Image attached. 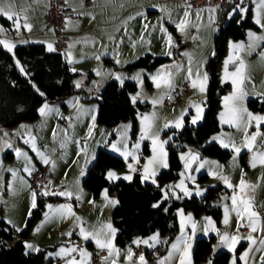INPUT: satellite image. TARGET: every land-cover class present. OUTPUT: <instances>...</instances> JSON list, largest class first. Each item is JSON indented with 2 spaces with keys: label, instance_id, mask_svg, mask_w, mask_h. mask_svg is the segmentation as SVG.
<instances>
[{
  "label": "rangeland",
  "instance_id": "rangeland-1",
  "mask_svg": "<svg viewBox=\"0 0 264 264\" xmlns=\"http://www.w3.org/2000/svg\"><path fill=\"white\" fill-rule=\"evenodd\" d=\"M11 2L14 4L15 10L17 12H20L21 10H26L25 14L27 17L31 15V13L33 16L40 15L42 11L41 9L43 7L42 6L43 0H11ZM156 3H160V2H156ZM234 8L235 6L228 12L225 18L222 17L220 19H219V13L217 9H215V11H210L211 15L209 16L202 17V15L199 14V18H197V13H194L195 11H192V13H189V17H188L190 24L186 28L185 32L183 33L176 29L175 23L179 22V20L184 18V10L187 9V4L186 5H169L166 8L167 12L162 11V10H154L153 8V9H150L152 13L147 14L146 12V16L144 17L140 16L138 12H133L129 14L128 16H125V18L118 20V26H117L118 34H117L116 40H114L112 43L105 42L103 45L98 46L96 50H93L91 52L90 51L88 52L86 50H77L78 48L71 49L68 47L66 49L65 54L67 58L70 53L71 58L73 59V61H75L74 63L69 64L70 65L69 68L73 74H76V78L74 81V85L76 87V93L79 90L81 92H84V91L92 92L93 95L90 98L91 99L90 102L97 104L99 96L95 95L94 93L98 89L101 90L108 81L116 80L119 83H123L125 81H131L136 85V91L130 96L132 105L145 106V108L143 109L137 108L134 132H133V124L131 121L120 123L111 128L101 127V132H102L101 134H102L103 141H104L103 146H102L104 147L103 149H105L107 152L114 155L115 157H118L124 162V167L122 169H119V170L110 169L114 171L117 174V176L121 177V179L109 181L106 178V173H105V179L109 183H117L118 181L129 182V180H125L122 178L124 175H129V174L132 176V178L134 174H139L141 177V171H142L143 165L146 163L147 159L152 156L151 141L149 139L140 140L141 127H142L141 125L142 116L151 115L155 113L156 118H155L154 125H153V131L159 132L160 139L167 141V143L164 145V148L167 154H168V147H171V148L178 147L179 144L175 141V136L177 135L178 132H180L185 127L195 128L202 123L204 119L205 110H206L205 100H206V95H207L208 81H207L206 91L204 93L199 92L198 89H193L190 86V80L187 78L188 69L189 67H191L193 70V73H195L196 69L202 64L203 67L200 68L201 75L203 73H207V68H206L207 62L210 58L214 56V46H213V42H211V39H209L208 27L211 23H214L215 32L213 35L215 36L216 34L219 33V30H220L217 24L218 23L220 25L222 24L223 27H225L228 21L235 16L236 12H239L238 22L243 21L246 18L248 7H244L245 11L243 13H241L239 10L233 12ZM257 11L258 10H256L254 13L253 12L251 13V21L253 22V24L255 23ZM259 11H260L262 20H264V11H261V10ZM229 13H232L231 17L229 16ZM169 14H170V18H169ZM129 17H135V19L129 20L128 19ZM1 18L6 20L9 23L11 28L13 27L14 29L15 27L12 21L7 20L4 16L0 15V27L6 30L5 33L0 34V39H3V38L7 39L9 38V34L7 33L8 32L7 30L9 29H6V27H4L3 23L1 22ZM21 19H22L21 21H23L22 17ZM125 21H127L126 24L124 23ZM145 24L148 25L147 29L144 28ZM255 25L257 26L258 24L255 23ZM161 27H163L165 31L162 32ZM171 27L174 29L173 31L170 30ZM258 27H259V31L253 30L252 32H255L258 35L264 34V29H261L260 25H258ZM19 34L22 35L21 29L19 31ZM168 35L172 37L171 46H169L166 42ZM45 38L46 37L37 38V39L31 38L30 43L42 44V45H45L48 49V45L45 41ZM231 42L235 43L234 41H231ZM247 42H248V36H247ZM181 47H183V50L180 49ZM168 52H170L171 55H167L166 53ZM231 52L232 51L230 50L229 45H228L225 56L220 61V63H218L217 65L218 66L217 71H218V74L220 75V76L218 75V77L220 80L224 74L225 61L228 60ZM261 52H264V42H261L260 46H258L255 49V51H251V52L245 51V54L247 56L246 62H245V64L247 65V74L249 75L250 72H257V74L260 76L257 79L256 77L252 75L251 78L253 79H251V81L253 82L250 85H253L254 83H257V84L264 83V71H263L264 61L261 60V55H260ZM99 53L101 54L99 55ZM97 55L100 56L99 60L94 58ZM145 55H150L155 58H163V59L166 58L169 60L166 61L164 64L154 69H150V70H146L142 68H135V69H130V70L126 69V66L128 64L130 65L136 62L138 59H140L141 57H144ZM117 59L120 60L119 64L116 63ZM162 66H169L167 70L172 73L171 87L162 86L160 89H157L154 83L152 82L151 77L155 75L157 73V70L161 69ZM18 68L19 69L21 68L20 65L18 66ZM72 69H75V71H73ZM97 71H99L100 73L99 75L97 74ZM114 74L120 75L123 78L122 81L117 80ZM137 74H139L138 79H134L133 77H136ZM193 78H195V75L193 76ZM77 81L80 82L79 87L76 86ZM223 83L225 82H222L221 80V85ZM226 83H229V82H226ZM184 84H187L189 86V92L185 94L181 100L174 101L172 102V104H169L166 106L165 101L168 98H171L172 100H174L172 96L174 89ZM228 94H226L225 96H228ZM74 96H76L75 93L74 95L72 94L71 96H69L67 99L74 98ZM133 96L138 97L135 104L132 102ZM223 98L220 104V108L215 115V118L219 126V130L215 132L214 134L210 135V137L205 142V146L215 142V141H212V137L214 136H221L225 140H231L235 143L237 142V139H240L241 140L240 142H242L244 139L245 134L241 132L242 129H238L236 127L233 129V126H230L227 123L220 122V113L224 111ZM154 99L158 101L155 104L152 103ZM43 104L41 106H43ZM193 104H200L201 107L203 108L202 119H200L195 125L191 123L192 117L195 116L196 114V109L192 107ZM177 119H181L182 127L176 128L173 125H170L168 128H164L165 123L170 122V121L175 122ZM37 122L38 120H36L35 122L21 123V125L19 124L13 127V128H16L15 130H17L15 134L16 147L14 148V150H9L13 154V160L9 162L7 161V159H3V156L0 159L1 160L0 161V171L2 174H4V176L6 175L8 177L7 180H5L4 178L0 179V186L2 187L0 189L1 191L0 192V203L8 199H11L13 197H16L21 191L25 189V186L23 185L22 181H23V176L27 172L25 171L26 166L29 167L31 171L32 170L36 171L41 166H46V165L49 166V163L45 164L43 162V159L41 158L40 155H38V152L42 153L50 161L51 152L48 150V148H46V146H42V145H45L44 143L47 142L48 139L46 136L48 134L50 135L51 129L49 126L46 125L45 123L46 121H44L42 127L38 128V130L35 131ZM248 132H249V129H248ZM169 137H171V139H169ZM32 138H34V143H35V146L38 152L33 151L31 147ZM25 140H29L30 142L26 144ZM42 141H43V144L41 143ZM136 143H139L140 145L139 149L136 150V155L139 158V165H134V166L140 170L130 173L128 169V163H133V161L131 157H129L128 161L125 162V159L121 155V152L124 150L125 145H127V149L129 151H132L133 145H135ZM113 144L117 146L118 150H115V151L113 150L112 148ZM17 148H19L22 152L26 153L27 158L23 156L20 158H17L15 154V149ZM221 148L225 149L223 147ZM189 149H192L193 151L197 152L199 156L202 158V160L215 161L216 165H220L223 167L221 169L220 167H216L213 165H205L204 168H201L200 171L197 172L194 169L198 167V165L193 164L192 166L193 170L189 174L193 175L195 177V180L186 181V184L189 187V189L193 192V195L190 197H184L183 193L177 189L176 194L179 195L181 198L177 199L174 196L170 195L169 199H167L169 202L179 201L185 198L189 199L191 197L202 198L205 195V191L207 188L215 187V185H218L217 183L221 181L224 183L222 179H219L216 176L209 175L208 174L209 170H213L217 174H222L224 176H227L232 185L239 184L241 180V170H243L244 180L250 184L257 185L256 187L257 192H259L261 189V192L264 193V172H261L262 174H260V169L263 170L264 166L260 165L258 168H251L249 165L245 166L239 161V156H237L235 153L233 154V152L230 155V157L226 159L225 161H218L216 159L203 156L201 154V148L187 147L185 151H181L178 154L179 161L181 162V165H182V169L180 173L184 171V166H183V162L180 160V155L181 153H187ZM227 150L232 151L231 148H228ZM234 155H236L235 160H233ZM167 159H168V156H167ZM72 160L73 159H71V157L67 156V158L63 159L59 164L58 163L57 165L55 164L56 165L55 172L52 170L50 171L51 174L55 173V177L53 178V183L57 184L60 182H64L65 180H67L73 175L77 164L74 160L73 161ZM8 169L15 170L17 172V176L13 177L12 173L10 171H7ZM167 169L168 168L160 169L158 172V175L161 172L166 171ZM49 170H50V167H49ZM108 171L109 170H107L106 172ZM180 173H179V177L171 184H175L179 182ZM30 175L31 174H29L27 178L28 184H29ZM6 182H7V192L5 193L4 184ZM10 182H11V187H9ZM143 184L156 185V184H153L150 180L143 182ZM197 187H199L202 193L201 195L195 194V190ZM225 188L228 191H233L232 188H229L227 186H225ZM104 190L105 189H103V191ZM28 192L30 193L17 196L16 198L12 199L10 202H7V205L5 206L6 215H8L10 219L15 221V223L19 221L25 224L24 229L27 228L28 220L32 217V212H33V208H30L31 203H32V192H33V190L30 189V185H28ZM37 195H39V193H37ZM225 196L227 197L228 195H226V191H223V194L220 196V199L216 201L217 206L226 205L224 201ZM44 197H47V196H44ZM108 199L116 201V198L113 196L108 195ZM162 201H166V200L162 199ZM30 209H31V215H29ZM180 210H183V209L179 208L175 212L176 222L178 225L177 237L181 236V226H180L181 218L178 215V212ZM184 215L185 216L191 215L193 221H195L197 225L195 232H193L190 224H186L185 229H184L186 236L192 237V236H195L196 234L201 235V233L206 235L204 232V228L207 223L205 220L206 217L210 218L213 221L217 229L216 222L209 216L203 215V216L195 217L191 213H186V212H184ZM233 216H234V213L230 210L229 217H228V224L224 223L226 228L228 227L227 228L228 230L231 228ZM1 220H4V219L2 218ZM31 232L33 235L35 234V231H33V229ZM237 232L240 233L239 230L236 231V233ZM19 233L17 235H19ZM209 233L210 231L206 235L207 239L211 235H213L212 233L210 234ZM156 234L158 233H153L150 236L139 238V239L146 240L149 237L156 235ZM162 242L163 244H167V239L162 240ZM173 243L174 242L172 241L170 245ZM214 245L220 246L219 241H217ZM84 248L87 249L86 246H84ZM191 253H192V250L190 249V256H191ZM213 253L214 251L212 252L210 257H213ZM50 254L51 253L46 252V255L47 256L49 255L47 258V261L50 260ZM68 258L69 257L67 258L65 257V259H68ZM76 259L78 260L80 259L79 254H78V257H76ZM208 260L209 259H207L205 262L200 263V264H208ZM232 262L233 260H231V264Z\"/></svg>",
  "mask_w": 264,
  "mask_h": 264
},
{
  "label": "trees",
  "instance_id": "trees-1",
  "mask_svg": "<svg viewBox=\"0 0 264 264\" xmlns=\"http://www.w3.org/2000/svg\"><path fill=\"white\" fill-rule=\"evenodd\" d=\"M1 22L4 27L10 28L3 18ZM252 27L249 15L240 22L234 17L214 38V56L206 65L208 87L204 119L197 127H185L177 133L175 141L179 145L177 148L168 147L169 166L157 176L156 185L143 184L139 174H134L129 182L109 183L105 179L106 171L122 169L124 162L103 148L97 151L95 161L87 171L82 186L93 196H98L103 189H107L108 195L116 198L118 203L111 213V223L117 231L115 243L118 247H124L135 239L153 233L164 236L168 245L178 234L175 212L179 208L195 217L209 216L217 226L219 225L221 210L216 201L223 194L221 186L207 188L202 198L191 197L171 202L162 201L163 192L160 189L179 177L182 165L178 154L187 147L201 148L203 156L218 161H225L230 157L229 151L215 143L205 146L210 135L219 130L215 115L220 108L222 97L230 92L228 84L219 83L216 68L224 55L226 41L243 39L246 31ZM168 60L145 55L127 65L126 69L150 70ZM17 61L24 72L18 68ZM75 78L76 74L70 71L62 56L48 51L42 44H18L12 52L0 45V127L10 129L21 123L35 122L39 118V108L43 103H62L76 93ZM135 91L136 85L131 81H108L99 94L97 124L103 128H111L131 121L134 132L137 108H145L142 105H132L130 96ZM247 108L252 112L264 114V102L260 99H250ZM44 201L41 198L38 200L27 228L19 233L17 241L12 228L0 220V264H52V260L47 261L46 251L27 254L22 243L30 228L41 218ZM157 203H160V206L153 207ZM215 240V236L196 240L192 253L194 263H202L210 257ZM229 258V253L219 251L212 257L213 264H228Z\"/></svg>",
  "mask_w": 264,
  "mask_h": 264
},
{
  "label": "crops",
  "instance_id": "crops-1",
  "mask_svg": "<svg viewBox=\"0 0 264 264\" xmlns=\"http://www.w3.org/2000/svg\"><path fill=\"white\" fill-rule=\"evenodd\" d=\"M87 2L88 4H86ZM159 2L160 3H156L154 0H67L66 2L65 0V7L67 9H70L71 11L75 10L73 11V15H74L73 18L69 19L71 23H69L66 27V22H65L64 29H63L64 36H66L69 39L67 48L71 44L73 45L71 49L78 48L77 50H86L88 52L89 51L91 52L93 50H96L98 46L103 45L105 42L112 43L114 40H116V37L118 34V31H117L118 30V27H117L118 20L125 18V16H128L129 14L133 12H138L139 14L143 13V15H140V16L144 17L146 16V12L147 14H151L152 11L150 9H153V8L154 10H161L162 8L166 9L169 5H186L187 4V3H175L171 1H159ZM48 3H49V0H43V5H42L43 7L41 9L42 11L40 15L33 16L31 13V15L28 16V23H30L32 26L30 31L21 27L22 35H20L19 33L16 32V30H14L15 28L14 29L13 27L6 28V29H9L7 30L8 31L7 33L9 34V38H7V40L16 46L18 44L30 43L31 38L37 39V38L46 37L45 41L47 45L51 44L53 46V39H52L51 32L47 31L43 36H38V33L41 32L44 28V16H45V13L48 7ZM153 5H156V7H152ZM233 7L234 6L230 5L224 11H220L217 7H204V8H192L191 7L190 9H186V10H188L189 13H192V11H195L194 13H197V10H200L202 11L200 12V14L202 15V17H204V16L211 15L209 9H217L219 13V19H220L222 17L225 18L228 12ZM256 10L264 11V5H260L259 0H254L252 4L248 6L246 17L247 15H249L250 20H251V13L252 12L254 13ZM234 17H236L238 20L239 12H236ZM21 22H22L21 24H23V21ZM214 26H215L214 23H211L208 27L209 39H211V42L214 41V38L217 35V34L215 36L213 35L215 32ZM217 26H219L220 30L223 27V25L222 24L220 25L219 23L217 24ZM170 30L173 31L174 29L171 27ZM249 30L259 31V27L258 25L256 26L254 23L253 27L246 31L243 39H240L237 41L228 39L226 41L225 52L221 60L225 56V53L227 51V46L229 45V41H234L235 43L244 42L246 44L247 33ZM180 49L183 50V47H181ZM100 54L101 53H99V55ZM245 56H246L245 51H242L240 53V57L246 62L247 56L246 57ZM66 63L68 67H70L68 63V59ZM228 65H229L228 66L229 72L235 70L234 63H229ZM217 70H218V66H217L216 72H217L218 81L221 84V80L218 77L219 74ZM263 71H264V68H263ZM250 73L248 75L249 80L246 81L244 85L245 90L248 93V95L245 97L244 102H243L246 108H247V102L250 99H260L261 101L264 102V97H261L258 95V94L264 93V83L263 84L254 83L253 85H250L253 82L251 81V79H253L251 78L252 75L256 77L257 79L260 77L257 74V72H250ZM224 82L225 83H223L222 85L228 84L230 86V93H231L233 90L231 80H227ZM226 82H229V83H226ZM101 90L98 89L94 94L99 96ZM75 94L76 96H74V98L66 99L62 103L49 104L50 107L54 109V111L49 112L46 116H41L39 113L38 122L35 128V131H37L38 128L42 127L44 121H46L45 122L46 125L49 126L51 129L50 135L48 134L46 136L48 139L47 142L44 143L45 145H42V146H46V148H48V150L51 152L50 154L51 162L49 163L50 171L52 170L55 172V166L57 165V163L59 164L63 159L67 158V156L71 157V159H73L77 164L73 175L67 180H65L64 182H60L57 184L53 183V178L55 177V173L53 174L50 173V178L45 188H47V190L50 192L51 191L59 192L61 190L71 191L73 193V196L71 197V199H69L68 197L58 196V195H53V198L50 195H48L47 197H44L43 195L41 196L37 195L36 204L40 198L42 200H45L44 201V211L42 213L41 218L30 228L27 238L22 240L23 246L25 245V242H27V243L32 244L36 249H39V251H32L24 247L25 253L34 254L40 251H46L47 253H51L50 260H53L54 258H65V257L58 255L57 253H59V250L61 247L67 248V247H72V246H78V247H83V248L84 246H86L87 249L85 248L84 249L88 253H90L91 256L94 251H105L106 256H107V250H100L96 247L93 241L91 240L85 241L80 237L79 226H83L88 231H93L95 229L100 228V226L103 224L111 223V213L113 209L116 207V206L113 207L111 204L109 205V203L101 196V193L103 191L100 192L98 196H93L90 191H88L82 186V181L85 178L87 171L89 170V168L95 161L97 151L99 149L104 148L102 147L104 141H103V137L101 134L102 126L98 125L96 121L98 103L96 104V103L90 102L91 101L90 98L93 95V93L90 91L81 92L79 90ZM252 113L264 115L262 113H257V112H252ZM93 117L95 118L94 120H93ZM234 128L235 127H233V129ZM15 129L16 128L7 129V128L0 127V145H2L3 142H7L12 145L11 148L4 147L3 150L0 151V159L3 156V159H7V161L9 162L13 160V154L9 150H14V148L16 147L15 134L17 130ZM90 129H91V133H90ZM255 131H256L255 126L249 127V133H252ZM263 131H264V128L262 125L260 127V132L264 134ZM241 132L244 133L243 130ZM5 133H7V135H5ZM240 141H241L240 139H237L236 144L238 146L242 143ZM260 142H261V137H258L257 144L259 145ZM41 143L43 144V141ZM214 143L220 147V143L218 141H215ZM224 150H227V149H224ZM229 152L231 155L233 151H229ZM237 156H239V161L243 165L250 166L249 160H250L251 154L250 152H248L247 149L242 148L241 153ZM259 166L260 164H257V166L254 168H258ZM81 170H83L84 172L83 176H81ZM261 172H264V169L263 170L260 169V174H262ZM3 176L4 174H2L0 171V179L1 178L2 179L4 178L5 180L8 179L6 175L4 177ZM28 176H29V172H26L25 175L23 176V185L25 186V189L21 191L17 196L30 193L28 192V185H29L28 179H27ZM217 184L218 185H215V186H221V188L224 191H226V195L228 196L227 197L225 196L224 201L227 207L231 210L230 197L233 195V191H228L225 188L226 185L222 181ZM235 185L237 184H234V186ZM1 188L2 187L0 186V189ZM4 192L5 193L7 192V182L4 184ZM77 194L81 196L80 200L76 199ZM252 196H253L254 208L260 213L261 220H260V223L257 225V230L251 233L252 237L256 240V243L251 245V250H249L250 249L249 241L246 239L250 233V229L248 228V232L245 234H240L239 232L236 233L237 217H236V214L233 212L234 213L233 221L231 223V228L228 230L227 229L228 227L226 228L223 222L224 216H225V206L226 205L219 206L221 210V218H220L219 225L217 226L218 231L220 233L236 234L241 237L239 243H237L235 246L234 252H230L226 246L220 245V251H224L230 254L228 264H231V260H235V264H264V260L261 259V257L264 256V245L260 244V240L264 238V216L261 214V211H264V193L261 192V189L259 192H257L255 189V191L252 193ZM16 197H13L11 199H8L0 203V220L3 218L6 222L4 220L3 221L9 227L12 228V230L16 234L15 240L17 241L19 239V236L17 234L24 230L25 224L19 221L15 223V221L10 219V217L6 215V211H5V206L7 205V202H10L12 199ZM89 201H93L94 203H89ZM66 203L72 205V210L75 213V216L69 215L65 219H60L58 216H52L51 214L49 217L45 216V213L50 211L47 205L51 204L55 208L59 205L66 204ZM30 208L32 207L30 206ZM76 216L81 218V221L83 222L82 225L80 221H76V218H75ZM74 225H79V226H74ZM17 229H20V231H17ZM32 229L33 231H35L34 235L31 232ZM68 232H71L72 235L71 236L64 235V233H68ZM210 233L213 234L211 236L216 237L215 242L219 241V236L217 235V232L210 231ZM116 234H117V231H116ZM158 236H159L160 242L156 243L155 247L162 246L164 250V254L160 258V260H163L165 257H169V253L172 252L171 257L166 261V264H180V251H182L183 245L181 244L180 249L173 250L172 244L171 245L170 243L168 245L163 244L162 240L166 239L164 236H161L160 234ZM186 237H190V236H186ZM115 238H116V235H115ZM199 238L207 239L206 235H204L203 233H201V235L196 234L195 236H192L191 240L189 241L191 244L190 249L192 250V253H193L192 248H194L195 242ZM66 240H70V243H68ZM135 240H138V239H135ZM133 241L131 244L126 245L124 247H118L114 239L115 247L121 250V254L118 257L116 256L113 257L114 259H116L117 264H137V258L139 256L135 257L134 255L132 261H127L125 259V252L129 247H131L134 253V247H136L137 245L134 244ZM173 242L177 243V236L173 239ZM141 245H143L147 249V251L143 252L142 254L145 257V264H148L149 263L148 251L154 247H149L144 244H141ZM245 252L248 253L246 261L240 259L241 255H243ZM192 253L190 256L191 264H196L193 261ZM72 255H74L75 257H78V253H73ZM208 259H212V257H209ZM108 264H110V261L108 262Z\"/></svg>",
  "mask_w": 264,
  "mask_h": 264
},
{
  "label": "snow or ice",
  "instance_id": "snow-or-ice-1",
  "mask_svg": "<svg viewBox=\"0 0 264 264\" xmlns=\"http://www.w3.org/2000/svg\"><path fill=\"white\" fill-rule=\"evenodd\" d=\"M67 2V0H66ZM260 5H264V0H259ZM153 7H156V5H153ZM191 5H187V9H190ZM162 11L167 12V9H161ZM239 10L241 13L245 11L243 7V0H241V3L237 4L235 8L233 9V12ZM75 11V10H73ZM209 11H215V9H209ZM26 10H21L20 12H17L15 10L14 4L11 2V0H0V15L4 16L7 20H10L13 22V25L15 27V30L17 33H19L21 27H23L26 30H31V24L28 23V17L25 14ZM200 10H197V18H199ZM140 15H143V13H140ZM232 13H229V16L231 17ZM21 17L23 18V24H21ZM189 12L188 10H185L184 12V18L179 20V22L175 23V27L180 32H185L186 28L189 26L190 21L188 19ZM170 18V14H169ZM129 20L135 19V17H129ZM71 23V21L66 18V27L67 25ZM125 24L127 21L124 22ZM255 23L260 25L261 29H264V20L261 18L260 11H257ZM144 28L147 29L148 25L145 24ZM5 29L0 27V34L5 33ZM161 31H165L163 27H161ZM248 36V42L245 45L244 42L240 43H233L229 42V48L233 50L228 58V60L225 61V68H224V74L221 77L222 82L231 80L232 83V92L223 98L224 101V111L220 113V122L221 123H227L230 126L236 127L238 129H242L245 133L244 139L242 143L238 146L235 142L231 140H225L221 136H214L212 137V141H218L221 145V147L228 149L231 148V150L236 154L239 155L241 153V149H247L248 152L251 153L249 164L251 167H256L257 164H260L264 166V134L260 132V127L264 125V115L261 114H254L251 111H249L243 104L245 97L248 95V93L245 90V82L249 80V76L247 74V65L245 64V61L240 57V53L242 51H254L258 46H260L261 42H264V34H256L255 32L249 31L247 33ZM166 42L169 46L172 45V37L170 35L167 36ZM0 45H3L4 48H6L9 52L13 50L15 47L14 44H12L7 39H0ZM73 47V45H69V48ZM49 51H54V48L51 44L48 45ZM167 55H171L170 52L166 53ZM261 60L264 61V52L260 53ZM95 59L99 60L100 56L97 55L94 57ZM68 63L72 64L75 61L71 58V55L69 53L68 56ZM116 63H120V60L117 59ZM234 63L235 64V70L229 72L228 70V64ZM17 65L19 66V62L17 61ZM169 66H162L161 69L157 70V73L151 77L152 82L154 83L155 87L157 89H160L162 86L164 87H171V77L172 73L168 71ZM203 65L201 64L193 73V70L191 67L188 69V79L190 80V86L193 89H198L199 92L204 93L206 91L207 81H208V75L207 73H203L201 75L200 68H202ZM21 72H24V69L20 68ZM75 71V69H72ZM97 74L99 75V71H97ZM115 78L117 80L122 81V77L118 74H114ZM195 75V78L193 76ZM139 74H137L136 77H133L134 79H138ZM76 86H80V82H76ZM35 87V86H34ZM40 95H44L43 93H40ZM139 95V94H138ZM261 97H264V93L258 94ZM137 96L132 97V102L135 104L137 101ZM157 100H153L152 103H157ZM192 107L196 109L195 116L192 117L191 123L195 125L200 119H202L203 116V108L200 104H193ZM54 111L52 107L49 106V104L45 103L43 106L39 108V113L41 116H46L49 112ZM186 111V110H185ZM155 113L151 115H144L141 117V136L140 140L149 139L151 141V150H152V156L147 159L146 163L143 165L142 171H141V182L145 181H151L153 184H156V177L158 175V172L160 169L168 168V159H167V152L165 151L164 145L167 143V141L161 140L159 136V132L153 131V125L155 121ZM95 118L93 117V120ZM170 125H173L176 128L182 127V121L181 119H177L175 122H167L164 124V128H168ZM251 126L256 127V131L249 133L248 129ZM23 127V126H22ZM91 133V129H90ZM89 133V134H90ZM7 135V133H5ZM261 137V143L257 144V138ZM171 139V137H169ZM29 140H25V143H29ZM4 147L11 148L12 145L7 142H3L2 145H0V151L3 150ZM31 147L33 151H37L34 138H32ZM140 147L139 143H136L133 145V150L129 151L127 149V145H125L124 150L121 152V155L124 157L125 162L128 161L129 157H131L133 163H128V169L129 172H136L140 169L135 167L134 165H139V158L136 155V150H138ZM113 150H118L117 146L115 144L112 145ZM15 154L17 158L25 157L27 158V154L22 152L19 148L15 149ZM38 155L41 156L43 159V162L45 164L50 163L49 159L46 158L42 153L38 152ZM236 155H234L233 160L236 159ZM180 160L183 162L184 171L180 173V180L178 183L166 185L165 188H161V192H163V200L169 199L170 195L174 196L175 198L179 199L181 198L179 195L176 194V190L178 189L180 192L183 193L184 197H190L193 195V192L189 189V187L186 184V181H194L195 177L191 174H189L193 170V164H197L198 167H196L195 171H200L201 168H204L205 165H213L216 167H220L222 169L223 166L216 165L215 161H205L202 160V158L199 156V154L192 149H189L187 153H181ZM7 171H10L13 175V177L17 176V172L12 169H8ZM25 171L29 172L31 174V169L29 167H25ZM209 175L216 176L219 179H222L225 183V185L229 188L233 189V195L230 197L231 199V211L236 214L237 217V231L241 227L247 226L250 229V233L248 237L246 238L249 241L250 249L251 245L256 243V240L252 237L251 233L255 232L257 230V225L260 223L261 216L260 213L254 208L253 205V196L252 193L255 191L257 185L250 184L246 182L243 178V170H241V180L238 185L234 186L230 183L227 176H224L222 174H217L213 170H209ZM84 175L83 170H81V176ZM106 178L109 181H114L121 179V177L117 176V174L109 170L106 174ZM125 180H131L132 176L124 175L122 177ZM23 182V181H22ZM159 187V185H157ZM9 187H11V182L9 183ZM167 189V190H165ZM238 189V191H237ZM41 195L48 196V195H58V196H65L71 199L73 196V193L71 191L67 190H61L59 192L57 191H48L47 188L40 193ZM196 195H201V191L199 187L195 190ZM36 196L37 193L35 191L32 192V203L31 207H36ZM101 196L112 206H115L116 203H118L115 200L108 199L107 195V189H105ZM76 199L80 200L81 196L79 194L76 195ZM89 203H94L93 201H89ZM160 203L154 204L153 207H159ZM49 212L45 213L46 217H49L50 214L52 216H58L60 219H65L67 216H75V213L72 210L71 204H62L57 207H53L51 204L47 205ZM167 211V209H165ZM229 208L225 206V217H224V223L228 224V217H229ZM29 215H31V209L29 211ZM178 215L180 216V226H181V236L177 237V243L172 244L173 250H178L181 248V244L183 245L182 251H180V264H191L190 259V240L191 237H186L184 229L186 224H190L193 232H195L197 225L196 222L193 221L191 215L185 216L183 210H180L178 212ZM76 221H80L82 225L81 218L76 216ZM206 225L204 228V232L207 235L209 231L217 232V235L219 236V245L226 246L230 252L235 251V246L237 243H239L241 237L236 234H229V233H220L218 229H216L213 221L210 218H205ZM246 222V223H245ZM79 226V225H74ZM17 231H20V229H17ZM64 235L71 236L72 233H64ZM79 235L80 237L85 240H91L95 243L96 247L100 250H107V256L103 257L104 264H108L110 261V264H117L116 259L113 257H118L121 254V250L115 247L114 239L116 235V229L112 227L111 223L103 224L100 226V228L95 229L93 231L86 230L83 226H79ZM159 236L158 234L153 235L149 237L146 240H134L133 243L136 245L144 244L149 247H155L156 243H159ZM260 244L264 245V238L260 240ZM24 247L28 250L32 251H39V249H36L32 244L25 242ZM217 246H213V251H215ZM73 253H78L80 256V259L77 260ZM58 255L62 257H70L66 259V264H89L90 256L91 254L88 253L83 247L78 246H72V247H61L59 250ZM172 252L169 253V257H165L163 260L158 261V264H166V261L171 257ZM248 253L245 252L243 255H241L240 259L245 260L247 259ZM134 257V253L129 247L125 252V259L127 261H132ZM262 260H264V256L261 257ZM137 264H145V257L143 254H140L137 258ZM208 264H213L212 259L208 260ZM232 264H235V260H233Z\"/></svg>",
  "mask_w": 264,
  "mask_h": 264
},
{
  "label": "built area",
  "instance_id": "built-area-1",
  "mask_svg": "<svg viewBox=\"0 0 264 264\" xmlns=\"http://www.w3.org/2000/svg\"><path fill=\"white\" fill-rule=\"evenodd\" d=\"M155 2L159 1H171L175 3H187L190 4L192 8H204V7H217L220 11H224L228 6H236L241 3V0H154ZM254 0H243V7H248L252 4ZM88 4V2L86 3ZM73 11L65 7V0H49L48 7L44 16V28L41 32L38 33V36H43L47 31L51 32L53 39V48L54 52L61 55L63 60L67 62V56L65 51L69 39L63 35V29L66 22V18H73ZM189 92V86L184 84L180 87L174 89L172 94L174 100L168 98L165 101V105L172 104L174 101H179L182 97ZM251 154V153H250ZM50 178L49 166H41L38 170L31 173L29 177L30 189L39 193L44 190L46 184ZM53 198V195H50ZM264 215V211H261ZM241 234L248 232V227L239 228ZM64 241V240H63ZM70 243V240H66ZM147 249L138 245L134 248L135 257L139 256L143 252H146ZM164 254L162 246H156L148 251L149 263L148 264H158L160 258ZM103 257H106L105 251H94L91 258L90 264H103ZM52 264H66L65 258H54Z\"/></svg>",
  "mask_w": 264,
  "mask_h": 264
},
{
  "label": "water",
  "instance_id": "water-1",
  "mask_svg": "<svg viewBox=\"0 0 264 264\" xmlns=\"http://www.w3.org/2000/svg\"><path fill=\"white\" fill-rule=\"evenodd\" d=\"M219 251H220V246H217L215 251H214V254H217Z\"/></svg>",
  "mask_w": 264,
  "mask_h": 264
}]
</instances>
